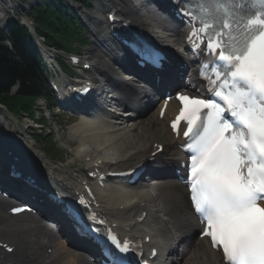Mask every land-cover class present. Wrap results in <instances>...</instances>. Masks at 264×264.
Listing matches in <instances>:
<instances>
[{
	"label": "snow or ice",
	"instance_id": "6c2138e0",
	"mask_svg": "<svg viewBox=\"0 0 264 264\" xmlns=\"http://www.w3.org/2000/svg\"><path fill=\"white\" fill-rule=\"evenodd\" d=\"M241 3L259 9L231 19ZM201 11L208 35L201 50L223 65V88L207 83L241 127L226 122L216 104L186 96L178 97L183 109L172 127L185 120V137H198L187 145L188 186L204 235L222 248L226 264H264V0H201Z\"/></svg>",
	"mask_w": 264,
	"mask_h": 264
},
{
	"label": "bare ground",
	"instance_id": "6f19581e",
	"mask_svg": "<svg viewBox=\"0 0 264 264\" xmlns=\"http://www.w3.org/2000/svg\"><path fill=\"white\" fill-rule=\"evenodd\" d=\"M115 3L117 2L113 4ZM113 4L107 3L109 6ZM103 6H106V3ZM21 12H26V10ZM98 21L99 18L97 17L94 23L97 24ZM136 24L144 26L141 21H136ZM144 28L146 27L144 26ZM161 29V31H157L151 27V30H143L152 40L162 43L161 38L173 39V42L178 47L177 37L179 32H174V35L170 37L168 35L160 37L159 33L165 35L168 32L165 28ZM107 57L110 61L121 60V58L116 57L112 53H108ZM116 62H120L124 69H129L131 64V61L128 60ZM113 67L103 69L96 64V70L101 71L107 80L120 91L123 97L122 102H120L121 106L128 109L125 116L128 117L133 114L134 118L129 120L130 130H126L129 125L122 127L126 122L121 119L119 120L122 124L112 127L98 124V121L93 119H83L70 129L72 138L77 139L76 143H73V146H77L76 155L81 159H87L85 162L90 167L99 166V163H101L103 168L132 170L152 158V155L158 149L155 148V145H164V154L155 157V164L160 166L161 171H167L165 169L166 165H170L171 160L179 155L176 148L177 141L173 139L167 128V121L174 107L169 105L165 118L159 119L158 113L153 110L154 107L148 108L147 97L143 95L144 97L139 103L131 95V92H136V88L133 85L122 86L120 79L115 77L114 73L113 75L111 74L112 70L117 68V65L113 64ZM140 97H142V94H140ZM77 109L84 108L79 106ZM16 136V131L10 125L8 117L4 112L0 111V149L6 152L12 146L17 148L15 145ZM81 148H90V151L82 152L80 151ZM22 155L28 160V163H35L39 170L52 171V174H50L51 178L53 177L52 175L55 176L52 180L57 184H62L65 188H70V191L74 192L79 189V185L81 186V181L75 180L70 176L65 168L44 166L45 164L40 163L34 153L33 155L31 154L35 157L34 160H32L30 155L27 156L25 152ZM47 176L49 177L48 174ZM100 197L103 201L102 207L99 209L100 212L106 218L112 219V224H117L116 221H118L120 223L119 225L117 224L118 230L125 235L131 234L135 238H142L143 240L149 236L153 239L152 243L161 244L160 239L171 242L173 234L178 235L177 237L181 235L184 239L190 238L197 229L191 217L187 195L176 183L169 180L159 184L153 195L144 189L137 192L136 189L124 191L120 186L112 185L107 190L101 191ZM144 212L150 215V222L147 220L141 224L137 223V218ZM162 216L167 219H162ZM27 219V225L23 226L14 224L13 220L7 222L4 219L3 212L0 211V232L4 228L12 232L18 231L23 238L22 244H15L17 253L12 259L14 264H90L85 258L80 257L82 256L81 252L88 251L87 247L75 245L73 242L70 247L60 243L57 244L55 238L42 235L38 226L31 228L32 218ZM41 238L47 239L49 245L42 243ZM47 249H53V254L48 255ZM174 264L223 263L221 262L220 254L212 251L206 241L197 243L194 240L190 251Z\"/></svg>",
	"mask_w": 264,
	"mask_h": 264
},
{
	"label": "trees",
	"instance_id": "16d2710c",
	"mask_svg": "<svg viewBox=\"0 0 264 264\" xmlns=\"http://www.w3.org/2000/svg\"><path fill=\"white\" fill-rule=\"evenodd\" d=\"M41 11V10H40ZM63 18V11L58 5H50L37 18L40 27L39 33H50L52 30L51 21H60ZM49 42H54L46 36ZM9 39L15 46L14 51H9L4 45ZM56 45L55 43H53ZM39 57L30 44V39L24 28L13 24L10 28L0 34V103L11 111L20 113L29 112L33 101L46 95L45 85L42 77ZM19 83V92L11 96L10 90Z\"/></svg>",
	"mask_w": 264,
	"mask_h": 264
},
{
	"label": "rangeland",
	"instance_id": "374dc122",
	"mask_svg": "<svg viewBox=\"0 0 264 264\" xmlns=\"http://www.w3.org/2000/svg\"><path fill=\"white\" fill-rule=\"evenodd\" d=\"M9 17H11V15H9L8 16V18ZM11 19H13L12 17L9 19V20H11ZM61 34H63V31H61L60 32ZM86 33H83L82 35L84 36ZM76 37V36H75ZM75 37H71V39H74ZM71 44H73L74 46H76V48H79V47H81L80 46V44H81V42L80 41H78V40H72L71 41ZM83 50H87V47H84V49ZM99 59V58H98ZM97 62L99 63V65L103 68V69H107L108 68V66H109V60L107 59V58H104V57H102V59H99V60H97ZM40 104V107L39 108H41V107H44L45 105L43 104V102H40L39 103ZM58 112L56 111V113H54L53 114V116L51 115V117L50 118H52L53 117V119H59L60 121H62L61 123L63 124V123H65V122H63V121H66V118H64V117H58V116H56V114H57ZM48 115V114H47ZM39 116L37 115V118H38ZM20 118L23 120L22 121V124H21V130H23V129H25V120H26V117L25 116H20ZM33 132V134H34V136H35V134H40V130H38V131H32ZM48 132H49V130H48ZM45 136H43L42 138H40L39 139V141L37 142V144H38V146L39 147H41L42 148V150H44L45 151V153H47V154H49L50 156H51V158H55V159H58V161L59 160H61L62 162H64V161H66V165H69V163H71V162H76L75 161V159H73V158H71V157H69V156H67L66 158H65V160H63V157H64V154H61V153H59L57 150L58 149H56L55 147H54V142H55V138H56V136L54 135V136H52V137H50V136H48V134L45 132ZM132 134V133H131ZM16 135H17V133H16ZM76 149H77V147H76ZM44 151H43V154H44ZM78 156V155H77ZM80 162H76V166H74V168L72 169V170H77V169H79V167H80ZM137 191H139V190H136V192ZM152 193H153V190H152ZM4 231H6V229L4 228L3 229V231L1 232V234H0V236H3L4 238L6 237V238H9V237H12L14 234H17V233H13L12 231L11 232H8V231H6V232H4ZM4 232V233H3ZM17 245V244H16Z\"/></svg>",
	"mask_w": 264,
	"mask_h": 264
}]
</instances>
